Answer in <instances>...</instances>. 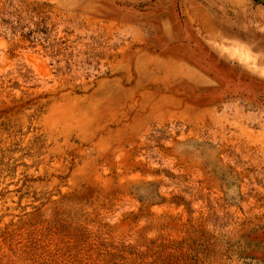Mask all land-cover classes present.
<instances>
[{
	"label": "rangeland",
	"instance_id": "obj_1",
	"mask_svg": "<svg viewBox=\"0 0 264 264\" xmlns=\"http://www.w3.org/2000/svg\"><path fill=\"white\" fill-rule=\"evenodd\" d=\"M0 264H264V0H0Z\"/></svg>",
	"mask_w": 264,
	"mask_h": 264
}]
</instances>
